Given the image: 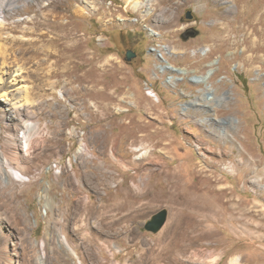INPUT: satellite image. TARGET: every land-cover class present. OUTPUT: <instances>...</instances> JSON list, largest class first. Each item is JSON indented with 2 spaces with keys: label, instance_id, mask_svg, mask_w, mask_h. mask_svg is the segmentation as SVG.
<instances>
[{
  "label": "rangeland",
  "instance_id": "obj_1",
  "mask_svg": "<svg viewBox=\"0 0 264 264\" xmlns=\"http://www.w3.org/2000/svg\"><path fill=\"white\" fill-rule=\"evenodd\" d=\"M225 1L4 8L0 264H264V0ZM49 3L60 22L82 13L57 47L41 38Z\"/></svg>",
  "mask_w": 264,
  "mask_h": 264
},
{
  "label": "bare ground",
  "instance_id": "obj_2",
  "mask_svg": "<svg viewBox=\"0 0 264 264\" xmlns=\"http://www.w3.org/2000/svg\"><path fill=\"white\" fill-rule=\"evenodd\" d=\"M17 0H6V2H3L2 0H0V21L4 20V8L5 7H9L10 9H13V8H16L15 7V3H16ZM32 1H35V0H32ZM127 5L128 6H132V9L134 10H138V11H142L143 12H146V16L147 17H152L155 13H154V9H152L150 6L152 4H154V2L156 0H144L143 2L141 1H135V0H125ZM226 3L228 2L229 4H231V0H226L225 1ZM5 4H8V5H5ZM92 4V3H91ZM53 3H49L48 5H45L43 6V8L45 9L44 11V21H42V23H40L42 26H45L46 28H49L51 30H49L48 32H43L41 34V38L43 39V41H48L49 43H51V45L53 46H58V43L62 40H69V39H72L71 38V35L73 33L74 35V31L76 30V28L73 26V21L76 20L75 19V16H81L82 13L80 10H75L74 13L75 15H66L67 17V21L64 22V21H58V18L59 20L62 19V17H58V15H55L53 13L52 10H49L51 7H52ZM13 7V8H12ZM94 8H96L94 6ZM230 11H233L234 10V7L231 5ZM162 16V15H161ZM160 16V17H161ZM52 17L55 18L52 20ZM147 17L145 19H147ZM157 19L159 20V17H157ZM161 21V20H160ZM3 23L5 21H2ZM1 23V25L3 26V24ZM26 22H29V23H33V24H37L38 22L36 21V17L34 16H31L29 15V17L27 18ZM5 25V24H4ZM47 31V30H46ZM52 34V36H50ZM49 37V40H46V38ZM41 42V41H40ZM27 44H29V42H27ZM75 44V43H74ZM33 46H37V41L34 42L32 44ZM62 47V46H61ZM72 47V46H71ZM77 47H73L72 49H75L76 50ZM61 49V48H60ZM165 49H166V52L168 54H176V51L172 48H169L167 46H165ZM66 50V49H65ZM74 50V51H75ZM34 54H39V50L38 49H35V51H33ZM73 53V52H72ZM71 55V54H70ZM75 55V54H74ZM203 55V54H202ZM205 55V54H204ZM163 58V57H162ZM163 61L165 62L164 65H161V68L163 69H168V70H171L172 72L174 73H177V74H187V70L185 69H182V68H179L177 66H174L173 64H171L168 60L166 59H163ZM216 62H211L208 64V67L210 68L207 72L206 75H202V76H199L198 79L199 80H202L206 83V81H208V79L211 78L212 74L214 73L215 71V68H213V65L215 64ZM6 67L8 68H11V65L8 64ZM160 68V66H159ZM10 71H7V75L10 76V78H14L13 81H17L19 79V77H17V75L15 76L14 75V72H17L18 70L14 71V72H11V69H9ZM166 71V70H165ZM170 71V72H171ZM21 77V76H20ZM174 78V76H173ZM182 77H177L176 80H181ZM197 81V80H196ZM8 82V81H7ZM203 83V82H202ZM207 84V83H206ZM209 84V83H208ZM212 98V97H210ZM215 98V97H214ZM216 99V98H215ZM217 101V100H216ZM33 128H37V125H32V129ZM26 138V146H28V143H27V137ZM141 148H136L135 150L136 151H139ZM80 151L81 152H86V146H81L80 148ZM80 152V153H81ZM147 152L149 151H144L142 152V154H146ZM146 156V155H145ZM140 158V157H139ZM6 162V161H5ZM9 173L13 176V178L16 179V181H28L29 178L25 175L24 172H20L19 170H13V171H9ZM15 175V177H14ZM148 179V178H147ZM147 179H144L142 182H141V185L143 184L145 186V184L147 183L148 184V180ZM140 183V181H139ZM139 186V184H138Z\"/></svg>",
  "mask_w": 264,
  "mask_h": 264
},
{
  "label": "water",
  "instance_id": "obj_3",
  "mask_svg": "<svg viewBox=\"0 0 264 264\" xmlns=\"http://www.w3.org/2000/svg\"><path fill=\"white\" fill-rule=\"evenodd\" d=\"M186 17L187 19H192L193 18L192 11H188ZM136 56L137 54L134 51L129 50L127 51L126 60L130 62ZM168 217H169V213L166 209H163L155 213L149 220L146 221L144 225L145 230L154 234L159 233L167 223Z\"/></svg>",
  "mask_w": 264,
  "mask_h": 264
},
{
  "label": "built area",
  "instance_id": "obj_4",
  "mask_svg": "<svg viewBox=\"0 0 264 264\" xmlns=\"http://www.w3.org/2000/svg\"><path fill=\"white\" fill-rule=\"evenodd\" d=\"M147 89H148V94L151 97H157L156 93L153 91V88L147 84ZM71 161V159L69 158V162ZM56 174H61L63 169H62V165L59 164L58 162H54L51 167H50Z\"/></svg>",
  "mask_w": 264,
  "mask_h": 264
},
{
  "label": "flooded vegetation",
  "instance_id": "obj_5",
  "mask_svg": "<svg viewBox=\"0 0 264 264\" xmlns=\"http://www.w3.org/2000/svg\"><path fill=\"white\" fill-rule=\"evenodd\" d=\"M127 54V53H126ZM136 58V57H135ZM135 58H133L132 60H134ZM130 62H132V61H130Z\"/></svg>",
  "mask_w": 264,
  "mask_h": 264
}]
</instances>
